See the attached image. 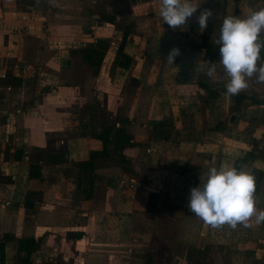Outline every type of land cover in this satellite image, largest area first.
<instances>
[{
    "label": "crops",
    "instance_id": "crops-1",
    "mask_svg": "<svg viewBox=\"0 0 264 264\" xmlns=\"http://www.w3.org/2000/svg\"><path fill=\"white\" fill-rule=\"evenodd\" d=\"M4 1L0 0V10H10V15L4 13L10 19L16 14L15 22L21 25L12 36L11 49L8 48L10 53L16 50L20 61L9 70L0 62V239L6 235L40 239L32 256L33 264H82L89 247L114 246L103 239H92L88 233L90 224L84 226L83 215L89 212V218H95L99 213V199L108 206L107 215L114 217L117 211L122 223L125 216L137 213L134 188H123L121 181L125 177V181L135 182V173L131 175L121 165L105 161L104 143L94 122L97 115L85 114L86 102L94 98L110 108L113 117L125 121L123 125L133 137V145L126 147L122 156L132 162L136 173L143 175L138 184H145L142 191L147 206L150 191L162 196L168 192L163 186L169 174L176 176V185L168 194L170 203L182 196L189 200L187 185L192 182L188 173L168 167L174 162L184 167L193 164L188 156L177 159L170 153L174 149L170 135L174 133L162 128L165 121L160 117L146 113L150 102L142 96V90L144 86L151 90L163 83L167 85L166 78L174 83L175 93L179 86L188 93H203V88H209L205 87L207 84L212 86L210 80L200 83L208 78L201 71L207 62L203 38L208 27L195 33L197 20L193 15L185 28L184 46L180 32L164 23L159 12L154 25L146 26L145 12L140 9L147 1L137 0L130 6L136 11L132 15L138 31L150 40L148 51L152 53L149 58H137L130 46L137 48L139 42H133V35L117 28L122 18L131 16L124 0H37L45 1L44 8H50L42 13L35 9L19 11L16 4L20 0H9L14 3L10 6ZM100 2L105 3V13L115 16V22L103 19L98 12ZM234 2V16L241 18L247 13V6L253 11L264 4V0ZM3 6H9L8 10ZM102 42L108 44L107 49L99 46ZM87 46L105 52L100 65L85 57ZM173 48H178L180 55L170 64L165 58ZM130 86L136 89L133 95ZM152 123L156 137H150ZM116 124L120 126L121 122ZM199 143L186 138L179 143V149L189 154L202 150L205 156L208 148L202 149L206 144ZM107 147L115 148L111 143ZM84 161L94 166L93 183L92 173L79 166ZM196 164L199 166L200 162ZM180 181H186V187ZM180 188L182 193L177 192ZM140 193L141 188L137 194ZM28 200L31 203L26 207ZM179 207L174 209L181 218L188 212L179 211ZM144 212L148 213L146 208ZM99 261L108 262L107 258ZM117 261L141 263L135 256L127 255ZM0 264H20L15 243H6L5 260H0Z\"/></svg>",
    "mask_w": 264,
    "mask_h": 264
},
{
    "label": "rangeland",
    "instance_id": "rangeland-1",
    "mask_svg": "<svg viewBox=\"0 0 264 264\" xmlns=\"http://www.w3.org/2000/svg\"><path fill=\"white\" fill-rule=\"evenodd\" d=\"M124 1L127 4L124 7L131 16L122 18V24L117 23V28L133 35V42H139L137 48L130 46L135 57L146 55L149 58L152 54L148 51L151 50L149 47L150 40L138 31L137 23L132 15L136 11L130 7L137 0ZM142 1H147L140 9V11L145 12L143 13L144 24L146 26L154 25L156 12L159 10L153 7L155 3L153 5L149 3L155 2V0ZM37 2V0H20L16 6L23 13L31 12L33 9L42 13V10L50 9L49 7L44 8L46 6L39 5ZM4 3L9 6L14 4L9 0H5ZM9 6L3 7L7 9ZM204 8L211 9L213 13V17L208 22L205 37H209L207 39L211 43H215L223 19L226 16L235 15V2L234 0H201L194 15L198 16L200 9ZM245 9L247 13L243 17L251 12L248 6ZM0 11H3V14L0 12V62L9 70L10 66L20 61L18 58L20 55H16V50L12 48L15 52L10 53L8 48L11 49L10 45L13 43L12 40L14 41L12 36L16 34L15 30L20 28L21 24L15 22L17 20L15 19L16 14L12 19L8 17L10 10L9 12ZM105 11V3L100 2L98 12L106 15ZM4 13L9 15L6 17ZM189 22L190 20H188ZM186 26L176 29L184 38V46H186ZM195 26L194 32L199 33L197 22H195ZM219 57L220 53L217 51L213 55L214 60L212 62L218 61ZM4 59L5 61H2ZM165 80L168 83L167 85L160 84L162 87L158 86L151 90L147 86L143 87L142 96L150 102L146 106V113L160 117L161 121H165L162 128L166 129L165 131L172 130L174 133L170 135L174 142V149L170 150V153L175 154L177 159L181 155L182 157L188 156L193 164V167H184L174 162L168 168L174 172L188 173L192 182V184L187 183L189 192L192 187L198 186L200 181L206 178L208 169L212 166L231 165L237 168L242 165L246 166L255 175L257 207L264 209V83H258L255 78L249 79V87L246 90L238 96H228L223 90L227 81V77L223 75H218L215 80L205 77L200 82L206 84L210 80L212 86L218 88L219 94L209 92L208 88H203V93L199 90H196L195 93H188V91L181 90L180 86L179 92L175 93L174 90L177 89L174 87V83L169 82L167 78ZM163 86L167 89L163 90ZM207 86L210 85L207 84ZM130 88L133 95L136 89L134 86H130ZM85 110V114L87 112L97 115L94 122L100 129L99 131L104 127L112 129L119 127L116 123L121 119L113 117L109 111L110 108L101 106L94 98L86 102ZM151 125L152 135L150 137H156L153 123ZM186 138L199 141V145L206 144L202 149L208 148V153L204 156L205 152L202 150L190 152V154L180 151L179 143ZM199 148L201 149V146ZM158 153L160 152L158 151ZM105 155H107L106 162L121 165L124 170L131 172V175L135 173V182L125 181V177L121 181L124 184L123 188H134L135 198L133 200L137 213L134 215L131 213L129 217L125 216L124 223H122L117 211V215L114 217L107 215L106 208L108 206L99 199V213L95 218H89V212L83 215L84 226L88 227L90 224L88 233L92 239L94 237L103 239L105 242H111L114 246L89 247L85 252L87 255L85 254L82 264H122L118 263L117 260L120 256L126 255L128 257L135 256L141 260V263L135 264H264V224L253 228L238 226L235 230L227 225L221 229L210 228L190 212L187 208L189 200L184 199V196L178 198L175 203H170L171 196L168 194H170V189L176 185L174 183L176 176L170 174L167 177V184L163 186V188H168V192L165 191V196H162L156 191L154 193L150 191L147 194L149 199L147 206L148 203L143 200L144 189L142 191V186L144 188L145 184H138L143 175L140 176L136 173L132 162L126 160L125 156H122V153L116 148L114 150L107 148ZM197 161L200 162L199 166L196 164ZM161 166H167V164H161ZM122 175L123 173L120 174L121 178H123ZM148 175L150 176V174ZM183 182L181 185L186 187V181ZM177 185L180 187V183ZM140 188L141 193L137 194ZM102 189L99 192L100 196H102ZM154 190L156 189L154 188ZM181 190L180 188L177 192L182 193ZM175 207H179V211L186 210L188 213L178 218ZM145 208L148 213H142ZM122 253L124 254L122 255ZM106 258L109 263L99 261V259Z\"/></svg>",
    "mask_w": 264,
    "mask_h": 264
},
{
    "label": "clouds",
    "instance_id": "clouds-1",
    "mask_svg": "<svg viewBox=\"0 0 264 264\" xmlns=\"http://www.w3.org/2000/svg\"><path fill=\"white\" fill-rule=\"evenodd\" d=\"M201 0H155L154 8L172 28H184L197 12ZM213 17L211 9H200L196 16L203 32ZM220 57L207 61L201 71L211 80L218 75L227 77L226 93L238 96L249 87V79L264 83V7L249 12L245 17L226 16L215 40ZM180 55L173 48L165 58L173 64ZM255 175L246 166H212L206 178L190 190L187 208L205 225L221 229L225 225L235 230L238 226L253 228L264 224V209L257 207Z\"/></svg>",
    "mask_w": 264,
    "mask_h": 264
},
{
    "label": "trees",
    "instance_id": "trees-1",
    "mask_svg": "<svg viewBox=\"0 0 264 264\" xmlns=\"http://www.w3.org/2000/svg\"><path fill=\"white\" fill-rule=\"evenodd\" d=\"M239 1V0H237ZM39 5H43L46 2L45 1H40L37 2ZM103 19L109 20L111 22H115V16L106 14L103 15L102 14ZM207 38L209 37H205L203 38V46L206 48V53H205V59L207 61H213V55L216 54V52H219V46H217L215 43H211L210 40H208ZM93 46V45H92ZM92 46H87L85 47V57L92 63L100 65L105 52L100 51V50H93L94 48H92ZM99 46L102 47L103 49H107L108 44H104L99 43ZM262 58H264V51H262L261 53ZM208 87V86H205ZM218 88H214L213 86H209L208 90L209 92L212 93H216L219 94L217 92ZM224 91H226V87L223 89ZM117 122H121V125L119 127H115L114 129L110 128V127H104L100 132H98V137L103 141L104 143V150L102 151V153H105L107 150V146L111 143L115 146V148L117 150H119L120 153H122V151L128 147L133 145L132 139L133 137L129 134V132L127 131L126 127L123 125L125 123V121H123V119H121V121H117ZM158 125V123L156 124V126ZM90 161H84V162H80L79 166L83 171H86L89 173H92V177H91V182L93 183L94 179H95V171H94V166H89ZM88 168V169H87ZM257 188V187H256ZM31 201L28 200L25 202L26 207H29ZM40 239L38 238H33V237H15V236H9L6 235L4 236L2 239H0V260L2 262H4L5 260V246L6 243L10 242V243H15V247L17 249V254H18V261L20 264H33L32 262V256L33 253L35 252L38 244H39Z\"/></svg>",
    "mask_w": 264,
    "mask_h": 264
}]
</instances>
